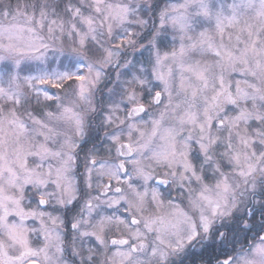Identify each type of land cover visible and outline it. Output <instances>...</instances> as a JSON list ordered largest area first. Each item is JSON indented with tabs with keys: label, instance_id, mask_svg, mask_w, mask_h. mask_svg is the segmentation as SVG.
<instances>
[{
	"label": "snow or ice",
	"instance_id": "snow-or-ice-1",
	"mask_svg": "<svg viewBox=\"0 0 264 264\" xmlns=\"http://www.w3.org/2000/svg\"><path fill=\"white\" fill-rule=\"evenodd\" d=\"M0 264H264V0H0Z\"/></svg>",
	"mask_w": 264,
	"mask_h": 264
}]
</instances>
